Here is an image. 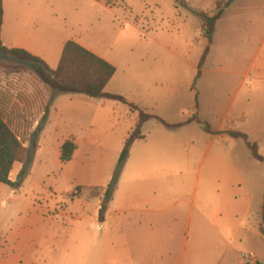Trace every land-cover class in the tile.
<instances>
[{
  "label": "rangeland",
  "instance_id": "rangeland-1",
  "mask_svg": "<svg viewBox=\"0 0 264 264\" xmlns=\"http://www.w3.org/2000/svg\"><path fill=\"white\" fill-rule=\"evenodd\" d=\"M226 1L184 0L185 7H181L175 0H5L4 24L6 32L9 31L5 36L2 33L3 39L19 31L24 36L33 33L37 36L38 48L47 55L58 50L66 40L76 41L103 55L116 68L117 73L105 91L123 96L143 112L169 124L181 123L192 114L196 115L191 125L178 128H168L155 118L144 121L140 127L144 138L131 145L130 158L119 176L117 199L123 198L129 190L139 189V185L148 184L152 188L161 184L166 190L167 226L168 231L174 229V232L169 239L150 238V247L169 250L167 255L151 256L156 264L165 259L167 264H176L182 248L186 253L196 249L202 256L214 246L219 253L230 250L232 259L239 258L242 253L252 256L264 254V239L257 241L251 232L240 230L236 237L230 238V232L226 230V197L206 194L204 190L210 177L221 180L215 175L217 172L210 169L217 168L211 164L219 153L229 151L238 156L250 187L252 180L259 186L264 176V165L251 157L241 139H223L215 131L223 119L225 107L235 99L230 116L234 118L242 111L246 117L242 121H234L233 127L244 130L250 141H256L258 151L264 154V137L260 134L264 127V86H256V68L251 64L262 32L264 0H233L224 8L215 24L200 76L196 78L198 64L207 46L198 13L211 14L217 7H223ZM15 7H19L18 13L12 11ZM30 17L32 22L28 21ZM32 25L35 29L30 28ZM231 72L237 75H231ZM243 72H247V78L240 88ZM60 95L63 98L86 96L56 93L14 57L0 56V112L6 124L25 148L30 147L33 132L40 127L31 163L18 180L20 188L11 200V204L19 201L18 208L13 204L15 209L6 211L2 204L0 223L8 219L15 225L22 218L31 222L35 217H55L65 227L59 229V233L71 239L73 252L70 263L90 264L78 251L83 236L80 238L75 231L69 233L66 228L71 218L56 216L54 210H64L71 197L75 201L86 200L89 208L97 200L106 204L107 185L77 188L70 197L68 192L80 167L89 173L95 169L103 170L108 148L112 153L108 161L114 165L121 146L120 132L127 125L121 121L113 129L104 127L97 133H91L94 127H90L88 115L92 114L83 107L87 102L74 99L59 101ZM55 102L78 105L67 110L68 115L63 121L83 141L78 143V154L85 157L67 165L55 152L54 141L64 134L62 128L55 130V112L51 111ZM123 106L138 118L136 110ZM49 119L53 123L48 124ZM14 173L13 169L12 179ZM219 180H216V186ZM204 201L215 202L218 206L217 224L221 230L210 238L201 234L194 240L190 235L185 244L178 233V226L192 213L196 219ZM256 220L261 223V216L258 215ZM90 230L94 231V228L85 231ZM245 235L248 239L243 240ZM108 246L107 264H130V260L134 261L124 250L117 251L111 244ZM124 246L125 243L123 249Z\"/></svg>",
  "mask_w": 264,
  "mask_h": 264
},
{
  "label": "crops",
  "instance_id": "crops-1",
  "mask_svg": "<svg viewBox=\"0 0 264 264\" xmlns=\"http://www.w3.org/2000/svg\"><path fill=\"white\" fill-rule=\"evenodd\" d=\"M2 7L3 16L0 27V39L2 45L7 48L23 49L32 55L40 57L50 68L55 69L59 63L63 45L67 40L60 45L58 50L55 49L51 54L47 55L42 49L38 48L39 44L37 42V36L33 33L24 36L22 31H19L15 35L10 37L6 36V39H3L2 33L4 32L5 36L9 31L8 30L6 32V25L4 24L5 0H2ZM12 11L18 13L19 7H15L14 9L12 8ZM31 19L32 18L30 17L28 21L32 22ZM261 26L262 32L258 37L259 46L251 64L256 68V74L254 76L255 84L256 86L258 85L262 88L264 86V20H262ZM30 28L35 29V26L32 25ZM86 49L110 63V61L106 60L103 55H100L89 48ZM110 64L113 65L112 63ZM116 73L117 70L115 68V73L107 83L106 87L112 82ZM231 73V75H237L236 72ZM241 74L242 79L239 82L240 88L247 78V72H243ZM105 92L111 93L108 91ZM90 98L91 97L88 98V96H72L69 98H63L60 95L59 101H64L65 99L72 101V99H74L87 102V105L83 107H85L87 111L91 112L92 115H88L91 118L90 127H94L92 132L88 131L89 133H97L99 129L104 127L113 129L121 121L122 124L127 125L122 130V133L120 132V154L126 138L135 128L138 121L137 116L124 108V104L122 103L120 105L117 102H113V100L105 98ZM234 100L235 99H233L232 102L225 107L223 119L220 120L219 124L215 128V131L219 133V136L223 139H225V137L233 140L237 139L229 136L227 133L228 130L239 131L247 135L244 130H237L233 127L234 125H232L234 121H242L246 117V114L242 111L237 113L234 118L230 116V110L233 106ZM74 105L78 106L75 103H63L61 105V102L59 104L55 102L51 110L55 112V114H53L55 126H57L55 130L62 128L64 132L61 138L54 141L56 145L55 152L57 157L59 158L60 146L64 141L73 137L72 140L76 144L73 155L71 159L66 162V165L74 163L76 160L80 161V158L85 157V155L83 157V155L80 156L78 154V143H83V141L81 138L79 139L75 132L72 131L63 121L65 116L68 115L67 110ZM51 122L53 123V120L49 119L48 124ZM191 124L192 122L188 125ZM260 132V134L264 137V127L260 130ZM143 138L144 136L141 139ZM38 150L39 147L37 148V151ZM130 155L131 151L129 149L127 159L130 158ZM160 155L161 153H159V156ZM260 155L264 156V154L261 153ZM111 156L112 153L108 148L105 152L102 164L103 170L101 172L98 171V169H95L89 173L87 169L80 167L70 186L68 192L69 197L77 188L80 189L91 186L106 187L111 179L119 157L118 155L114 165L112 166L108 161L109 157L112 158ZM260 163L261 165H264V162ZM80 165L82 166V163ZM211 165H217V168L210 167V169L217 172L215 175L221 180L210 177L204 186V190L206 191V194H213L214 196L217 194L226 197L227 201L225 203L228 206L226 230H229L230 238L233 239L237 236L240 230H243L244 232H251L252 238H255L257 241L258 239H264V236L260 233L258 228L259 223L256 220L258 215L262 218L264 203V176L259 182V186L255 180L251 181L250 179L252 183V187H250L248 185L249 180L246 174L243 173L244 169L241 168L240 159L233 152L229 151L227 153H219L215 157L214 164ZM185 168L186 170L188 169V164H186ZM13 169L15 170V173L12 179L11 175ZM21 169V162L16 161L13 163L9 173V180L11 182L15 180L14 182L17 183L15 186H9L3 183H1L3 186L0 185V206H2V204L5 205L6 211H8V208L9 210H11V208L15 209L13 204H15L18 208L19 201H14V203L11 204V200L14 199V196L18 192L21 185L18 184V173ZM121 174L122 169L119 176ZM119 176L117 179V185L115 186L116 189L114 191V195L111 196V199L108 200L106 204H102L100 200H97V202L92 203L89 208L86 200L75 201L73 200L74 197H71L70 202H68L67 206H65V209H55L54 214L56 213V216H69L71 218V222L66 229L69 233L75 231L80 238L83 236V242H81V247L78 251L85 256V261H90V264H107L105 256L109 252V244H111L113 250H124L126 253L131 255L132 259L134 258V261L130 260V264H156L153 262L151 256L153 254L156 256L160 254L167 255L169 250L164 247H150V238L152 237L151 239L155 238L160 240H162V238L169 239L172 237L174 232V229H170L168 231L167 226L169 209L166 206V190H164L161 184L155 185L152 188H150L148 184L139 185V189L136 188L134 190H129L127 194H124L123 198L117 199L120 180ZM216 180H219L218 186L215 184ZM152 192H156V196L153 195ZM102 195L103 192H101V196ZM217 209L218 206L215 202L211 203L209 201H204L202 210L199 212L196 219L193 218L192 213L191 215L185 217V219L181 220L177 230L178 233L181 234V238L184 240L185 244H187V239L190 235L192 239L195 240L198 239L201 234L210 238V236L220 232L221 229L217 224ZM17 223L18 224L14 225L13 221L8 219H6L5 223H0V264H72L70 263V258L73 252V248L70 243L71 239L70 237H67V235L62 236L59 233V229H65L62 222L60 223L57 221L55 217H35L31 222L28 218H22V220ZM88 226L90 229L94 228V231H85L86 229L89 230ZM57 230L58 233L56 232ZM52 231L56 234H53ZM152 234L154 236H152ZM238 238L242 237L238 236ZM242 239L244 240L248 238H246L245 235ZM126 242L128 243L126 244ZM124 243L127 248L124 246L123 249ZM226 248L229 247L227 246ZM187 253L185 249L182 248L176 264H241L242 262L240 257L232 259L230 256V250L219 253L214 246L213 248L208 249L207 253L202 256H199L196 249H192ZM253 258L257 264H264V254L255 253ZM159 264H167V260H162Z\"/></svg>",
  "mask_w": 264,
  "mask_h": 264
},
{
  "label": "trees",
  "instance_id": "trees-1",
  "mask_svg": "<svg viewBox=\"0 0 264 264\" xmlns=\"http://www.w3.org/2000/svg\"><path fill=\"white\" fill-rule=\"evenodd\" d=\"M175 1L179 6L185 7L184 0ZM232 1L233 0H227L223 7H217L211 14L204 12L198 13L203 24L207 46L198 64L196 78L200 76V68L206 52L208 51L215 24L221 18L224 8L228 7ZM2 16L3 7L2 0H0V27ZM5 55L14 57L19 64L34 72L56 93H77L91 98H106L127 105L138 112V121L135 128L124 142L111 179L107 184L105 190L107 201L111 199L115 183L128 157L131 144L135 140L143 137L140 133V127L144 121L155 118L168 128H178L196 120L194 118L196 115L192 114V116L184 122L169 124L159 117L143 112L137 105L129 103L123 96L105 92L104 89L107 83L115 73V67L73 40H67L64 43L59 63L55 69L50 68L40 57L32 55L23 49L7 48L3 46L0 39V56ZM39 130L40 127L38 126L33 132V139L30 143V147L25 148L6 124L0 112V183L9 186H15V184H17L9 180V173L13 163L16 161L22 163V169L18 173L19 181L21 176L26 173L32 160V151L36 149L35 139L38 136ZM227 133L232 138L241 139L249 149L250 155L254 160L264 162V156L260 155L256 142L250 141L245 133L235 130H228ZM75 148L76 144L72 139L64 141L60 146L59 160L61 162L69 161ZM258 228L260 233L264 236V203L261 223H259Z\"/></svg>",
  "mask_w": 264,
  "mask_h": 264
},
{
  "label": "built area",
  "instance_id": "built-area-1",
  "mask_svg": "<svg viewBox=\"0 0 264 264\" xmlns=\"http://www.w3.org/2000/svg\"><path fill=\"white\" fill-rule=\"evenodd\" d=\"M241 264H256L252 255L248 253L240 254Z\"/></svg>",
  "mask_w": 264,
  "mask_h": 264
},
{
  "label": "water",
  "instance_id": "water-1",
  "mask_svg": "<svg viewBox=\"0 0 264 264\" xmlns=\"http://www.w3.org/2000/svg\"><path fill=\"white\" fill-rule=\"evenodd\" d=\"M19 177V176H18Z\"/></svg>",
  "mask_w": 264,
  "mask_h": 264
}]
</instances>
